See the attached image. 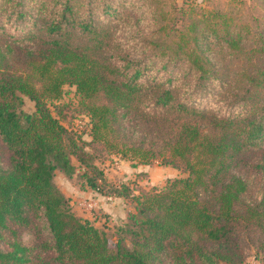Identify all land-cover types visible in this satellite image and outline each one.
<instances>
[{"label":"trees","instance_id":"trees-1","mask_svg":"<svg viewBox=\"0 0 264 264\" xmlns=\"http://www.w3.org/2000/svg\"><path fill=\"white\" fill-rule=\"evenodd\" d=\"M256 1L253 14L229 3L0 0V264H239L249 248L264 260V0ZM64 85L74 87L91 141L186 172L134 196L115 242L76 216L53 180L56 170L74 172L71 156L92 188L101 173L52 113ZM244 169L260 183L254 203L244 199Z\"/></svg>","mask_w":264,"mask_h":264},{"label":"rangeland","instance_id":"rangeland-1","mask_svg":"<svg viewBox=\"0 0 264 264\" xmlns=\"http://www.w3.org/2000/svg\"><path fill=\"white\" fill-rule=\"evenodd\" d=\"M254 1L256 0H174L177 5L184 7L187 5L211 7L214 4L229 3L240 11L248 8L256 14L259 9ZM11 31L21 34L17 29ZM63 91L60 99L50 102L52 113L80 135V144L91 155L92 164L101 173L97 180L99 189L92 188L83 174L86 167L80 164L75 156H71L75 166L74 172L67 175L56 170L54 183L70 199L71 210L76 216L86 218L93 226L103 231L110 242H115L118 234L121 233L120 227H124L129 222V214L135 211L134 196L154 187L162 188L168 180L183 176L186 172L182 167L163 164L159 160H153L149 164L134 163L117 153L108 151L102 143L91 141L88 133V118L78 112V97L74 87L64 85ZM210 102L211 100L208 99L204 104L209 105ZM33 104L28 97L22 96L20 108L23 111L31 112L34 108ZM88 173L90 174V170ZM242 173L248 180V191L244 199L254 203L260 198L259 180L252 170L244 169ZM82 202L92 203V206L82 205ZM19 234L23 243L31 244L33 241V235L28 229L20 230ZM2 247L4 244L0 240V248ZM239 264H264V260L249 248L246 249L245 257Z\"/></svg>","mask_w":264,"mask_h":264},{"label":"built area","instance_id":"built-area-1","mask_svg":"<svg viewBox=\"0 0 264 264\" xmlns=\"http://www.w3.org/2000/svg\"><path fill=\"white\" fill-rule=\"evenodd\" d=\"M86 204V202H82V205H85ZM87 206H92V203H87L86 204Z\"/></svg>","mask_w":264,"mask_h":264}]
</instances>
